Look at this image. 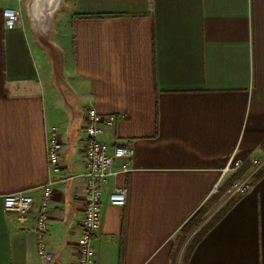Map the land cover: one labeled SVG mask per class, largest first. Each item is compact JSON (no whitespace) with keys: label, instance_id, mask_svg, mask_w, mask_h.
Returning <instances> with one entry per match:
<instances>
[{"label":"crops","instance_id":"crops-1","mask_svg":"<svg viewBox=\"0 0 264 264\" xmlns=\"http://www.w3.org/2000/svg\"><path fill=\"white\" fill-rule=\"evenodd\" d=\"M13 3L0 0V264H78L89 106L116 113L101 138L132 149L104 189L95 264H172L177 233L215 187L222 200L264 167V0H63L47 29L33 0L5 25ZM233 154L245 173L231 183ZM48 181L44 261L32 222L11 219L3 196L39 197ZM113 185L127 186L125 205L108 201ZM221 212L187 264H264V169Z\"/></svg>","mask_w":264,"mask_h":264},{"label":"built area","instance_id":"built-area-1","mask_svg":"<svg viewBox=\"0 0 264 264\" xmlns=\"http://www.w3.org/2000/svg\"><path fill=\"white\" fill-rule=\"evenodd\" d=\"M12 5L3 8L5 25L13 26L21 21L23 6L28 0H12ZM118 115L114 112L104 113L94 106L86 111L84 130L85 158L87 162L86 183L84 187V216L81 222V233L78 238V264H95V239L102 224L104 189L112 177L120 172H128L131 168L132 149L122 143L110 144L101 138L106 129L115 125ZM63 143L59 132L52 128L47 132L46 151L49 166L59 169ZM254 164L258 159L249 158ZM245 160L234 156L224 168L223 173L237 170ZM249 174V173H248ZM242 176L230 188L229 193L244 194L249 186V175ZM53 181L42 186L40 196L31 192H13L3 196V210L21 225L32 226L38 236V255L44 260H52L53 256L46 250L45 236L49 226V207ZM219 190L218 185L214 192ZM128 198L127 186L113 185L108 192V201L112 204L125 205Z\"/></svg>","mask_w":264,"mask_h":264},{"label":"rangeland","instance_id":"rangeland-1","mask_svg":"<svg viewBox=\"0 0 264 264\" xmlns=\"http://www.w3.org/2000/svg\"><path fill=\"white\" fill-rule=\"evenodd\" d=\"M66 1V0H65ZM264 167L258 168L256 170L251 171L249 175V184H251L258 173L263 170ZM232 177H231V183L235 179L241 176V174L245 173V169H242L241 167L237 170L232 171ZM231 186V184H230ZM229 187V184H228ZM229 190V189H228ZM222 193L221 186H219V190L217 191V194L215 197L207 204L203 205V213L200 216V219L198 218L194 225L190 228V230L187 233L182 232L180 229L175 237V247H174V253H175V264H182L185 253L187 248L189 247L190 243L194 240V238L202 231L204 227H206L222 210H225L231 203L239 196L238 193H229L227 197L224 199L219 200V194Z\"/></svg>","mask_w":264,"mask_h":264},{"label":"trees","instance_id":"trees-1","mask_svg":"<svg viewBox=\"0 0 264 264\" xmlns=\"http://www.w3.org/2000/svg\"><path fill=\"white\" fill-rule=\"evenodd\" d=\"M232 204V203H231ZM203 211V206L199 208L181 227L182 232L187 233L192 225L195 224L196 220L202 215ZM223 214L221 212L219 215H217L206 227L202 229V231L194 238V240L190 243L189 247L186 250L184 259L182 264H187V261L190 257V254L192 250L194 249L195 245L198 243V241L202 238V236L214 225V223L220 218V216ZM175 247V246H174ZM172 264H175V253H174V248L172 252Z\"/></svg>","mask_w":264,"mask_h":264},{"label":"bare ground","instance_id":"bare-ground-1","mask_svg":"<svg viewBox=\"0 0 264 264\" xmlns=\"http://www.w3.org/2000/svg\"><path fill=\"white\" fill-rule=\"evenodd\" d=\"M62 1L63 0H33L32 12L39 19L41 26H44L46 29L48 28L54 11Z\"/></svg>","mask_w":264,"mask_h":264}]
</instances>
